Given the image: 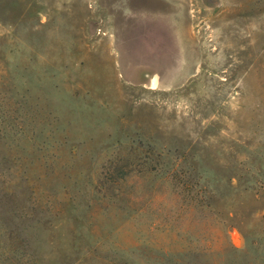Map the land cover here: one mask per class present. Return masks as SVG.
<instances>
[{"label":"rangeland","instance_id":"1","mask_svg":"<svg viewBox=\"0 0 264 264\" xmlns=\"http://www.w3.org/2000/svg\"><path fill=\"white\" fill-rule=\"evenodd\" d=\"M0 264H264V0H0Z\"/></svg>","mask_w":264,"mask_h":264},{"label":"bare ground","instance_id":"2","mask_svg":"<svg viewBox=\"0 0 264 264\" xmlns=\"http://www.w3.org/2000/svg\"><path fill=\"white\" fill-rule=\"evenodd\" d=\"M155 76H157V77H158V75H155ZM154 80H155V82H156L157 78H155ZM153 83H154V82H153Z\"/></svg>","mask_w":264,"mask_h":264}]
</instances>
